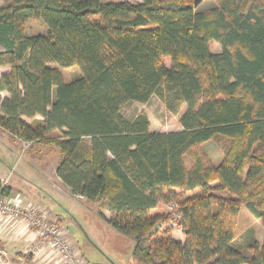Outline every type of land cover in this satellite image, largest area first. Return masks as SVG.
<instances>
[{"label":"trees","instance_id":"trees-1","mask_svg":"<svg viewBox=\"0 0 264 264\" xmlns=\"http://www.w3.org/2000/svg\"><path fill=\"white\" fill-rule=\"evenodd\" d=\"M4 1L0 128L59 148L57 177L73 196L104 201L110 218L98 215L134 240L140 264H264V240L252 238V256L235 247L244 204L264 228V0L206 11L197 0ZM30 21L48 33L28 36ZM72 67L81 76L66 83L60 69ZM155 95L173 115L186 107L183 131L122 114ZM216 137L230 141L222 161L196 155L188 169L185 156ZM174 203L184 242L160 233L169 216L153 213Z\"/></svg>","mask_w":264,"mask_h":264},{"label":"rangeland","instance_id":"rangeland-1","mask_svg":"<svg viewBox=\"0 0 264 264\" xmlns=\"http://www.w3.org/2000/svg\"><path fill=\"white\" fill-rule=\"evenodd\" d=\"M130 2L138 4L141 3V0H130ZM0 4L4 5L5 1L1 0ZM198 6L199 10L206 11L213 8L215 2L206 0ZM25 32L28 36H38L46 35L48 30L42 22L30 21L25 26ZM210 48L213 53L221 52V47L216 42H212ZM3 50L0 45V52ZM164 63L167 67L172 65L169 59H164ZM9 70V68H1L0 74L7 73ZM60 70L66 83H70L81 76L78 67ZM185 110L186 107L184 106L179 115H173L167 110L162 100L155 95L147 104L130 102L124 105L121 112L128 119L144 113L151 122L153 132L169 133L183 131L180 119ZM50 137L57 138L59 134L54 133ZM14 141V149L17 154L7 161L11 166L17 165L18 168L15 169L17 173L21 174L23 170H30L32 177L36 178L39 175L49 181L48 185H42L47 194L37 192L38 200L45 210L50 211L51 215H59L63 218L62 228L72 237L88 264H140L133 256L134 240L113 230L98 215L100 211L107 215V208L104 207L103 200L91 202L85 199H76L64 188L58 189L59 186L53 183H57L56 169L61 160L59 148L51 145L24 144L17 139ZM229 146L230 141L227 138L216 137L207 144L193 148L185 156V164L190 169L194 164V157L201 155L211 164L218 165ZM253 211L254 208L250 204H244L237 218L238 239L235 247L249 256L253 255L249 249V246L252 245V238L257 240L260 245L264 240V228L256 219ZM153 213L167 215L171 221L170 204H161ZM165 229L169 230L172 235L179 233V229L171 226L170 222L166 225H160V233ZM250 231L254 233L252 234Z\"/></svg>","mask_w":264,"mask_h":264},{"label":"crops","instance_id":"crops-1","mask_svg":"<svg viewBox=\"0 0 264 264\" xmlns=\"http://www.w3.org/2000/svg\"><path fill=\"white\" fill-rule=\"evenodd\" d=\"M3 97L5 96L3 95ZM0 138V183L12 189V197L21 195L24 200V206L43 208L45 210L38 200L37 192L47 194L42 185H48L49 181L39 175L36 178L32 177L30 170H23L21 171V174L15 172V169L18 168L16 167L17 165L11 166L7 160L13 158V156L17 154L14 149V140L16 138L3 131L1 128ZM18 141L21 142L20 140ZM56 180L57 183L53 181L50 182L58 185L59 187L56 186L58 189L64 188L67 193L72 195L70 189L67 188L58 177ZM73 197L78 199V197ZM46 212L51 219H54L58 222L63 232L64 238L68 242L77 245L72 237L68 235L62 228L63 218L59 215H51L49 210H46ZM105 216L110 218V213L108 210L107 215L105 214ZM178 232L179 233L176 234L174 233L173 237L178 241L184 242L185 236L182 230L179 229ZM37 247V234L35 230H31L27 227L23 219L0 221V252H6L10 258L20 262L21 264H60L51 250L44 245L37 253L30 252L32 249ZM80 254L84 258L81 252Z\"/></svg>","mask_w":264,"mask_h":264},{"label":"built area","instance_id":"built-area-1","mask_svg":"<svg viewBox=\"0 0 264 264\" xmlns=\"http://www.w3.org/2000/svg\"><path fill=\"white\" fill-rule=\"evenodd\" d=\"M170 210L172 211L171 226L181 230L178 223L182 215L178 211L177 204H171ZM12 219H23L29 229L35 230L38 247L32 249L31 253H37L44 245L51 250L60 264H88L81 256L77 245L64 238L60 225L49 217L46 210L24 206L21 195L4 197L0 194V221ZM0 264L21 263L10 258L6 252H0Z\"/></svg>","mask_w":264,"mask_h":264},{"label":"water","instance_id":"water-1","mask_svg":"<svg viewBox=\"0 0 264 264\" xmlns=\"http://www.w3.org/2000/svg\"><path fill=\"white\" fill-rule=\"evenodd\" d=\"M205 0H197V2H196V5L198 6V5H200L201 3H203Z\"/></svg>","mask_w":264,"mask_h":264}]
</instances>
